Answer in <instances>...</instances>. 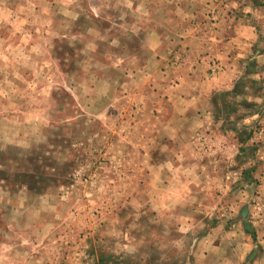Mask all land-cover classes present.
<instances>
[{"label":"rangeland","instance_id":"rangeland-1","mask_svg":"<svg viewBox=\"0 0 264 264\" xmlns=\"http://www.w3.org/2000/svg\"><path fill=\"white\" fill-rule=\"evenodd\" d=\"M202 60L229 134L163 199L144 129ZM0 264H264V0H0Z\"/></svg>","mask_w":264,"mask_h":264},{"label":"crops","instance_id":"crops-1","mask_svg":"<svg viewBox=\"0 0 264 264\" xmlns=\"http://www.w3.org/2000/svg\"><path fill=\"white\" fill-rule=\"evenodd\" d=\"M170 45L168 46L170 47ZM152 50L155 54L165 55L168 48L155 45ZM195 67L190 72H183L182 77L174 85L170 84V80L165 79L159 85L158 89L167 96L173 111L169 117L165 116L167 113L161 110L160 115L152 116L150 114V129H144L147 132L146 150L148 153L150 152L146 162L147 165H150V182H154V178H156L157 182L163 184V187L158 190L163 199H170L171 192L175 193V197H182L183 195L180 196L179 191H175L171 184L177 181H189L188 174L194 175L196 152L191 142L194 136L207 132L206 130L211 134L219 132L229 134L227 126L215 127L219 123L212 121L214 116L211 111L215 102L214 93L226 89V86L219 84L218 79L207 74L208 66L204 60ZM224 148L233 152L234 144ZM217 156L216 158H218ZM222 156L220 155L218 160L214 158V161L216 160L215 168L223 165L231 167L237 160L235 156L232 160H225ZM197 166L199 170L196 174L200 172L201 178L211 175L212 165H209L208 162L200 161ZM184 170L186 174H183ZM184 175L186 179H184ZM226 175L229 177V174ZM39 256L40 258H33L35 260L33 261L38 263L44 261V258ZM23 262H26V259H23Z\"/></svg>","mask_w":264,"mask_h":264}]
</instances>
